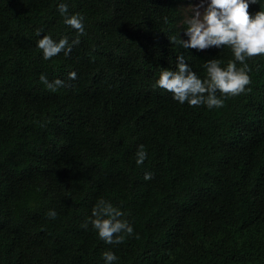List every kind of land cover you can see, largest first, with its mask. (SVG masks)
Masks as SVG:
<instances>
[{"label": "trees", "instance_id": "obj_1", "mask_svg": "<svg viewBox=\"0 0 264 264\" xmlns=\"http://www.w3.org/2000/svg\"><path fill=\"white\" fill-rule=\"evenodd\" d=\"M186 3L0 0V264H105L107 251L113 264H264V56L245 60L251 91L217 92L223 107L176 101L156 81L179 55L202 80L208 61L235 62L229 47L170 42L189 39ZM43 36L70 54L45 60ZM101 199L133 228L119 245L90 222Z\"/></svg>", "mask_w": 264, "mask_h": 264}, {"label": "clouds", "instance_id": "obj_2", "mask_svg": "<svg viewBox=\"0 0 264 264\" xmlns=\"http://www.w3.org/2000/svg\"><path fill=\"white\" fill-rule=\"evenodd\" d=\"M251 3H257V0H251ZM58 7L61 15L65 16V24L79 35H83L85 32L83 18L79 14L67 16L66 4L61 3ZM200 7L202 5L193 8L194 15L186 21L185 35L189 39L185 41L173 36L169 38L170 42L184 49L229 47L234 54L235 62H240L243 67L237 69L236 63L229 61L227 67L222 68L220 61L214 59L205 63L207 78L202 80L185 62V56L179 55L177 70H163L156 81V86L172 93L173 98L181 104L187 102L193 107L206 105L209 109L220 108L223 107L224 100L217 97V92L222 97H234L246 90L251 91L247 88L251 78L245 60L264 56V11L258 12L253 19L248 12L247 0H210L203 12L199 10ZM37 35H40L39 30ZM72 44H79V39L74 40ZM37 46L42 50L45 60L59 55L62 51L67 56L72 50L66 38L57 43L50 36H43ZM69 78L75 79L76 73H69ZM40 80L52 91L63 86V81L56 79L49 82L44 75H41ZM146 158L147 153L141 145L137 152V165H142ZM144 179L150 180L151 173H146ZM48 215L55 219L57 213L50 210ZM123 215L118 208L101 199L93 208V218L90 222L106 244L119 245L124 242L126 236L133 234L132 226L121 219ZM82 227L87 228V223ZM103 257L105 264H113L117 260L111 251L105 252Z\"/></svg>", "mask_w": 264, "mask_h": 264}, {"label": "rangeland", "instance_id": "obj_3", "mask_svg": "<svg viewBox=\"0 0 264 264\" xmlns=\"http://www.w3.org/2000/svg\"><path fill=\"white\" fill-rule=\"evenodd\" d=\"M209 3L210 0H187V3L185 4L182 10L183 20L186 22L187 19L190 18V16L194 15L193 8L202 5L199 10L203 12L207 8Z\"/></svg>", "mask_w": 264, "mask_h": 264}]
</instances>
